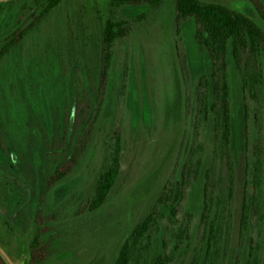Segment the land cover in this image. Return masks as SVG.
<instances>
[{"label":"rangeland","instance_id":"374dc122","mask_svg":"<svg viewBox=\"0 0 264 264\" xmlns=\"http://www.w3.org/2000/svg\"><path fill=\"white\" fill-rule=\"evenodd\" d=\"M199 1L242 12L264 30V21L247 0ZM173 5V0H164L157 9L148 6L119 9L118 18L131 22V31L114 47L106 96L91 141L68 178L45 196L41 191L44 177L53 167L48 150L55 141L54 129L62 118V106L66 103L69 108L70 104L72 47L79 61L83 60L84 48L93 56L97 53L100 26L107 16L106 2L64 0L26 34L20 46L3 57L0 131L9 156L20 158L28 153L30 146L32 152L26 182L18 163L0 151V167L26 182L23 185L18 181V188L11 187L8 191L7 178L0 172V243H9L11 248L12 243H30L35 232L34 216L39 209L58 216L52 224L51 254L42 264H110L126 233L184 159L193 134L197 79L210 72L206 54L200 53L193 41L194 24L187 21L181 29L186 55L185 77L181 75L172 37ZM17 6L1 5L0 36L8 30ZM140 15L144 19L134 22ZM228 76L236 182L231 235L220 264H235L236 260L242 264L247 243L238 242L237 226L243 179L244 114L240 78L230 60ZM62 88L66 90L63 92ZM115 121L121 125L123 143L119 178L99 210L79 214V208L92 192L103 158L104 141ZM261 125L264 148V89ZM199 143L203 147L199 153L202 171L199 179L190 185L186 200V208L194 213L191 239L175 252L169 233L153 236L151 257L164 252L162 240H165L166 251L172 257L170 264H190L198 245L202 174L213 157L210 118L200 126ZM174 175L178 176V169ZM18 211L24 218L21 226L15 227L12 223ZM5 257L10 264H22L16 258ZM261 264H264V242Z\"/></svg>","mask_w":264,"mask_h":264},{"label":"trees","instance_id":"16d2710c","mask_svg":"<svg viewBox=\"0 0 264 264\" xmlns=\"http://www.w3.org/2000/svg\"><path fill=\"white\" fill-rule=\"evenodd\" d=\"M64 0H11L1 5L18 4L9 22L8 30L0 36V64L13 48L20 46L28 32L35 29L49 13ZM107 16L100 26L99 50L93 56L82 50L83 60L73 57L70 104L62 106V118L56 122L53 147L48 150L53 167L44 177L42 196L72 173L91 141L96 122L101 113L116 43L131 31V22L118 18L120 8L148 6L157 9L164 0H103ZM264 21V4L261 0H247ZM172 37L175 55L183 78L186 73V55L182 46V24H194L193 41L200 53L210 62L209 74L197 79L195 119L192 138L181 164L173 169L169 178L151 200L146 212L126 233L114 251L110 264H170L167 241L162 240L164 252L151 257L153 236L169 233L175 252L191 239L194 213L186 208L188 190L202 171L199 153V129L203 121L212 123V162L203 170L201 210L198 220V245L194 248L190 264H220L224 247L231 235V217L235 197L236 171L231 151L232 121L230 109L229 60L240 78L243 104V179L237 240L247 243L242 264H261L264 242V148L262 141L261 103L264 89V30L242 12L227 6L199 0H173ZM144 15L134 19L141 21ZM82 22V20H81ZM83 23V22H82ZM81 62V63H80ZM80 70V71H77ZM65 82H62L64 84ZM64 86V85H63ZM66 89L62 88L64 92ZM251 106V108H250ZM44 126V125H43ZM44 138V135H42ZM32 138V136H31ZM122 132L118 121L104 141L103 158L93 182L92 192L80 212L94 213L107 201L120 175ZM0 151L18 163V170L26 182L31 146L20 158L9 156L5 138L0 131ZM178 169V176L174 172ZM7 178V190L23 182L0 167ZM76 211V213L78 212ZM78 214V215H79ZM77 215V216H78ZM24 214L16 212L12 225L21 226ZM58 216L36 210L35 232L30 243L28 264H42L50 256L53 222ZM235 264H241L236 260Z\"/></svg>","mask_w":264,"mask_h":264},{"label":"flooded vegetation","instance_id":"af4514ba","mask_svg":"<svg viewBox=\"0 0 264 264\" xmlns=\"http://www.w3.org/2000/svg\"><path fill=\"white\" fill-rule=\"evenodd\" d=\"M11 248L9 243H0V250L6 256L10 258H16L20 263L24 262L28 264V259L31 257V251L29 250L33 243H12Z\"/></svg>","mask_w":264,"mask_h":264},{"label":"water","instance_id":"95a60500","mask_svg":"<svg viewBox=\"0 0 264 264\" xmlns=\"http://www.w3.org/2000/svg\"><path fill=\"white\" fill-rule=\"evenodd\" d=\"M11 0H0V4L1 3H5ZM0 264H10L8 262V260L6 259V257L2 254V252L0 251ZM22 264H25L24 262H22Z\"/></svg>","mask_w":264,"mask_h":264}]
</instances>
